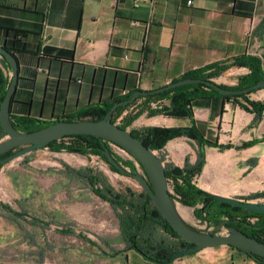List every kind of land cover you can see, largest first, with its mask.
I'll use <instances>...</instances> for the list:
<instances>
[{
  "label": "crops",
  "instance_id": "1",
  "mask_svg": "<svg viewBox=\"0 0 264 264\" xmlns=\"http://www.w3.org/2000/svg\"><path fill=\"white\" fill-rule=\"evenodd\" d=\"M0 28L27 33L22 40L26 53L17 57L19 80L10 108V117L15 119L30 117L54 123L63 116L109 103L114 97L134 90H155L192 70L240 56L261 59L264 73V0H0ZM4 39L0 31V46ZM248 72L231 67L213 82L235 87ZM247 99L264 103V89ZM237 102L245 105L242 100ZM193 115L205 137L217 139L221 145L237 147L264 137V113L251 128L254 115L237 104L204 101L193 107ZM141 120L145 126H190L189 120L163 116L143 115ZM164 150V163L179 168L186 161L194 165L197 160V147L186 138L169 141ZM204 152L205 164L194 180L197 188L264 204L262 143L223 152L205 148ZM52 167L57 169L6 165L0 170V191L10 185L15 191L12 178L22 177L16 174L21 171L64 175L62 165ZM30 176L40 182L49 177ZM255 195L259 198L247 200ZM9 205L8 211L1 208L4 213L0 218L18 223L21 221H15L13 214H28ZM65 206L70 216L79 219L78 202ZM163 235L167 242L175 243L171 236ZM228 249L203 250L171 264H256L231 249L228 253Z\"/></svg>",
  "mask_w": 264,
  "mask_h": 264
},
{
  "label": "rangeland",
  "instance_id": "2",
  "mask_svg": "<svg viewBox=\"0 0 264 264\" xmlns=\"http://www.w3.org/2000/svg\"><path fill=\"white\" fill-rule=\"evenodd\" d=\"M120 121L118 119L114 124L118 126ZM147 127L158 126H145L142 120H136L127 131H138ZM108 146L114 158L123 164H133L137 173L147 178L136 159L111 143ZM163 151L164 148L154 152L165 161L166 152ZM27 163L43 171L48 168L57 169L53 165H70L79 170L89 168L100 175L113 191L135 194L143 192L135 180L111 169L102 157L93 154L84 157L76 153L53 152L44 148L6 165L11 164L13 167ZM16 174L22 177L12 178L15 191L11 189V185L0 191V201L5 202H0V206L7 207L10 204L15 210L23 209L29 216L38 217L52 225L49 230L43 231L32 228L23 221L15 223L0 218V264H171L172 261L169 263L168 259L179 253L175 247L187 248L179 241H175V247L174 244L168 248L163 245L167 242L163 238L165 231L160 225L163 217L146 193L136 210L127 211L128 221L124 219L122 226V220L116 219L111 205L93 194L85 180L78 181L57 172L42 174L21 171ZM30 175L49 177L40 182L39 178L33 180ZM51 176L56 181L53 182ZM95 189L97 193L105 192L102 195L108 196L105 186ZM169 191L173 194L170 182ZM73 202L81 205L79 219L70 216L65 206ZM174 202L176 206H183L177 201ZM1 207L0 211H3ZM183 207L189 210L192 217V220H185L190 227L202 233L215 231L198 223L194 208ZM3 213L0 212V215ZM64 228H68V231ZM214 234L224 235L225 229L221 228ZM209 251L212 250L205 249L203 252ZM171 253L173 255L169 256Z\"/></svg>",
  "mask_w": 264,
  "mask_h": 264
},
{
  "label": "trees",
  "instance_id": "3",
  "mask_svg": "<svg viewBox=\"0 0 264 264\" xmlns=\"http://www.w3.org/2000/svg\"><path fill=\"white\" fill-rule=\"evenodd\" d=\"M0 31L5 34V39L1 46L6 51L10 52L16 59L18 55L26 53L25 44L22 42L27 35L26 32L8 28H0ZM231 67L246 68L249 72L247 75L239 79L238 84L235 87L227 88L218 85L219 87L229 90H242L250 88L262 80L263 69L261 59L252 56H240L233 58L230 61L213 63L192 70L176 81L182 79H194L213 82L214 79L225 73ZM8 72L11 74L8 63L5 59L0 57V104L11 83V77L6 74ZM136 91L141 90H134L124 96L114 97L109 103L91 106L72 115L63 116L60 119H57L56 122L103 120L114 106L130 99ZM254 92L255 91H252L244 95L222 96L204 83L185 85L168 91L138 97L132 104L127 106H117L112 113L111 121L112 123H116V120L120 119L121 121L120 124H118V127L127 130V128L143 115L147 118L163 116L176 120H189L190 126L186 128L147 127L138 131H131L130 133L135 138L139 139L148 149L157 152L161 151L169 141L177 138H186L193 141L197 147V160L194 165H189L187 161L182 168L170 164H164L165 175L168 182L172 183V199L183 206L194 208V216L196 220L200 221L201 224H205L206 227L218 230L222 227L229 228L228 225H231L248 237L264 243V214L246 213L241 208L226 203L210 202L206 198L196 195L198 188L194 183V180L201 174L202 168L205 164V148H214L221 152L232 148L241 150L258 143L264 145V137L260 140L243 143L237 147H234L231 144L221 145L218 143L217 139L205 137V132L202 129V126L197 125L194 121L193 107L198 106L204 101L237 104L246 112L254 115L251 127L253 128L259 124L264 113V103L253 102L247 99V96ZM238 100H242L245 105L237 102ZM11 120L14 128L21 132H33L53 123H46L30 117H22L20 119L11 117ZM4 137L5 133L0 126V140ZM108 144L110 143L101 138L77 135L67 136L59 141H54L46 148L53 152L78 153L81 155L95 153L103 156L104 150H107L109 147ZM11 153L12 152H9L7 155H10ZM5 157L6 155L0 156V167L2 166L1 160ZM158 157L164 163L162 157L159 155ZM126 165L131 169H135L133 164L126 163ZM256 198H259V195L250 196L247 200H254ZM223 222L226 224L221 226V223ZM160 225L165 233L173 239L181 242L187 247H192L181 240L163 218ZM228 248L254 261L256 264H264V258L262 257L247 255L233 247ZM172 255V253L169 254V256ZM171 261L172 259L169 258L167 262L170 263Z\"/></svg>",
  "mask_w": 264,
  "mask_h": 264
},
{
  "label": "water",
  "instance_id": "4",
  "mask_svg": "<svg viewBox=\"0 0 264 264\" xmlns=\"http://www.w3.org/2000/svg\"><path fill=\"white\" fill-rule=\"evenodd\" d=\"M0 57L6 60L11 71V83L0 104V126L5 133V137L0 140V156L6 155L1 160V164H7L33 151L44 149L50 143L59 141L67 136L82 135L101 138L122 149L137 160L147 178L137 172L129 173L123 170L113 159L109 151L104 150L108 161L121 172L135 180L147 193L172 231L181 240L192 246L186 251L175 254L172 259L192 255L205 249L219 248L221 246L233 247L247 255L264 258V243L248 237L234 227L228 228V235H215L213 232L202 233L190 227L176 210L175 202L169 191V182L165 175L164 163L154 151L148 149L129 131L121 129L111 121L112 113L117 106H127L132 104L138 97L168 91L185 85L204 83L222 96L244 95L252 91H259L264 89V73L261 81L250 88L242 90L224 89L216 83L209 81L182 79L154 91H136L130 99L114 106L106 118L100 121H58L33 132H21L14 128L10 117L11 102L19 80V64L17 59L2 46H0ZM9 152L12 153L7 155ZM196 195L202 196L210 202L226 203L241 208L246 213L264 214V204L226 198L208 193L200 188H198ZM225 224L223 222L221 226Z\"/></svg>",
  "mask_w": 264,
  "mask_h": 264
},
{
  "label": "flooded vegetation",
  "instance_id": "5",
  "mask_svg": "<svg viewBox=\"0 0 264 264\" xmlns=\"http://www.w3.org/2000/svg\"><path fill=\"white\" fill-rule=\"evenodd\" d=\"M109 151V153L111 154V156L113 157V159L119 164V166L129 172V173H134V172H137L135 169H131L129 166H127L126 164H123L122 162H120L116 157L114 158L113 154L111 153V151L109 149H107ZM37 151V150H36ZM78 154V153H76ZM93 155H96V156H100L104 159V161L106 162V164L113 170H116L118 173L124 175V176H128L126 174H124L123 172H121L118 168H116L114 165H112L108 159L106 158L105 156V153L103 152V156L102 155H98V154H95V153H91ZM91 154L89 155H82L84 157H89ZM81 155V154H79ZM122 163V164H121ZM8 164V163H7ZM6 164H2V166L0 167V170L5 166ZM25 165H28L25 164ZM62 172L63 174L66 176V177H69V178H72V179H75V180H78V181H83L85 180L86 181V184L88 185V188L90 189V191L97 195L100 199H104V201L106 203H108L109 205H111V208L114 209V213L116 214V216H118V218L120 219V221L122 220V226L124 225V219H126V221H128V218H127V211L129 209H132V210H136L139 205L140 202H143L144 200V196H145V191L143 190L142 193H139V194H135V193H129V192H120V191H113L111 190V188L104 182V180L102 179V177L98 174H96L93 170L91 169H86V170H79V169H74L72 168L71 166L69 165H62ZM130 177V176H128ZM131 178V177H130ZM94 184V185H93ZM105 186V188H107V193H108V196L105 197V195H102L105 194V192H102L101 194L100 193H97V190L95 188L97 187H103ZM147 194V193H146ZM131 205V207H129ZM1 207V206H0ZM3 210H6L8 211V209L6 207H1ZM13 217H14V220L16 221H25L27 222L28 224H31L32 226L34 227H39L41 228L43 231H47L49 230L50 226L52 225V223H49V222H40L34 218H31L29 217L28 214H24L23 216L22 215H16V214H13ZM198 223L201 224L200 221H198ZM205 225V224H203ZM206 226V225H205ZM228 227H232L231 225H228ZM223 229H225V234L224 235H227L229 233V229L228 228H224L222 227ZM65 231L67 232L68 231V228H64ZM213 229V228H212ZM221 229V228H219ZM218 230H215L216 233L219 231ZM215 231H213V233H215ZM174 244V242H166L164 243L163 245L168 248V247H171L172 245ZM175 247V244L173 245ZM177 248L176 250H179V253L180 252H183V251H186L188 249H190L191 247H175ZM175 260V259H172V261Z\"/></svg>",
  "mask_w": 264,
  "mask_h": 264
},
{
  "label": "bare ground",
  "instance_id": "6",
  "mask_svg": "<svg viewBox=\"0 0 264 264\" xmlns=\"http://www.w3.org/2000/svg\"><path fill=\"white\" fill-rule=\"evenodd\" d=\"M176 210L184 220H192L189 210L181 205L176 206Z\"/></svg>",
  "mask_w": 264,
  "mask_h": 264
},
{
  "label": "built area",
  "instance_id": "7",
  "mask_svg": "<svg viewBox=\"0 0 264 264\" xmlns=\"http://www.w3.org/2000/svg\"><path fill=\"white\" fill-rule=\"evenodd\" d=\"M228 235V234H227Z\"/></svg>",
  "mask_w": 264,
  "mask_h": 264
}]
</instances>
